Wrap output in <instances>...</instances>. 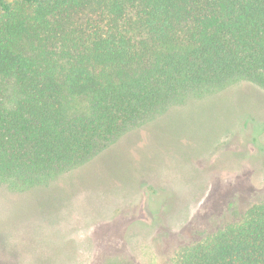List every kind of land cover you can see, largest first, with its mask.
Masks as SVG:
<instances>
[{
	"label": "trees",
	"instance_id": "16d2710c",
	"mask_svg": "<svg viewBox=\"0 0 264 264\" xmlns=\"http://www.w3.org/2000/svg\"><path fill=\"white\" fill-rule=\"evenodd\" d=\"M242 82L264 90V0L0 1V188L47 187ZM174 264H264V203Z\"/></svg>",
	"mask_w": 264,
	"mask_h": 264
},
{
	"label": "rangeland",
	"instance_id": "374dc122",
	"mask_svg": "<svg viewBox=\"0 0 264 264\" xmlns=\"http://www.w3.org/2000/svg\"><path fill=\"white\" fill-rule=\"evenodd\" d=\"M262 141L264 90L242 82L127 132L47 187L0 188V264H174L264 203Z\"/></svg>",
	"mask_w": 264,
	"mask_h": 264
}]
</instances>
